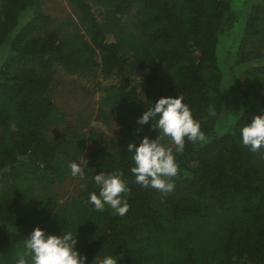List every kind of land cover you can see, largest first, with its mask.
Wrapping results in <instances>:
<instances>
[{
	"label": "trees",
	"instance_id": "trees-1",
	"mask_svg": "<svg viewBox=\"0 0 264 264\" xmlns=\"http://www.w3.org/2000/svg\"><path fill=\"white\" fill-rule=\"evenodd\" d=\"M65 1L53 27L45 0H0V264L36 227L78 235L88 264H264V148L239 135L264 110V0ZM65 88L98 98L87 120ZM181 94L206 139L173 147L171 192L141 187L127 145L156 133L136 119ZM101 170L128 183L123 217L87 203Z\"/></svg>",
	"mask_w": 264,
	"mask_h": 264
},
{
	"label": "clouds",
	"instance_id": "clouds-1",
	"mask_svg": "<svg viewBox=\"0 0 264 264\" xmlns=\"http://www.w3.org/2000/svg\"><path fill=\"white\" fill-rule=\"evenodd\" d=\"M214 115V110L209 109ZM151 122V131L155 138L142 135L137 143L130 141L127 153L133 166L131 174L135 183L144 188L156 189L162 193L171 192L174 183L171 178L178 173L176 155L183 152L185 142L193 144L204 142L206 137L201 123L193 117L192 110L183 94L177 97L162 96L136 119L139 126L133 134L143 131ZM241 143L252 153L264 148V110L255 116L250 124H244L239 130ZM167 138L168 144L162 141ZM79 161V160H78ZM71 175L85 176L87 162H71ZM92 181L98 191L88 194L87 203L95 210L103 211L105 206L111 208L114 215L123 217L128 213L130 205L127 194L130 192L127 181L120 171L94 173ZM77 236L71 231L62 230L60 234H51L40 227L34 228L23 242L25 251L19 254L15 264H88V258L76 248ZM120 257L116 255H96L92 264H118Z\"/></svg>",
	"mask_w": 264,
	"mask_h": 264
},
{
	"label": "rangeland",
	"instance_id": "rangeland-1",
	"mask_svg": "<svg viewBox=\"0 0 264 264\" xmlns=\"http://www.w3.org/2000/svg\"><path fill=\"white\" fill-rule=\"evenodd\" d=\"M45 9L47 13L51 16H55L57 22L52 23L53 27L59 26L62 22L67 18V15L70 13V9L65 0H45ZM70 19V17H69ZM77 24V23H75ZM69 31H67L68 33ZM71 88V87H70ZM61 95V103L65 106L66 110L72 115H77L78 113L81 114L83 120H87L88 110L87 107L93 105L96 102L97 97H88L83 99L74 93H70L68 89H64ZM94 122H92L93 124ZM98 129H105L102 125L97 124Z\"/></svg>",
	"mask_w": 264,
	"mask_h": 264
}]
</instances>
